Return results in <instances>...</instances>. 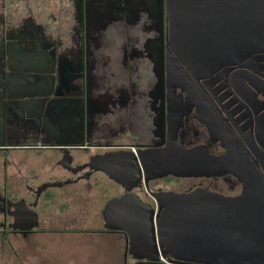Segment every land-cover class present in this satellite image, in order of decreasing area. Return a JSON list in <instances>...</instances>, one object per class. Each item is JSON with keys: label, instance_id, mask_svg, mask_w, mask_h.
<instances>
[{"label": "flooded vegetation", "instance_id": "obj_1", "mask_svg": "<svg viewBox=\"0 0 264 264\" xmlns=\"http://www.w3.org/2000/svg\"><path fill=\"white\" fill-rule=\"evenodd\" d=\"M172 36L167 0H0L1 233L76 226L99 207L103 233L123 241L121 264H193L134 259L144 249L104 228L106 206L129 189L152 208L169 192L213 204L241 194L231 174L144 175L139 159L169 146L230 149L264 175V60L193 71ZM33 212L35 228L12 229Z\"/></svg>", "mask_w": 264, "mask_h": 264}, {"label": "water", "instance_id": "obj_2", "mask_svg": "<svg viewBox=\"0 0 264 264\" xmlns=\"http://www.w3.org/2000/svg\"><path fill=\"white\" fill-rule=\"evenodd\" d=\"M173 47L193 71L210 72L230 65L246 67L264 60V0H167ZM224 146V145H223ZM3 145L0 143V148ZM154 159H139L144 175L153 177H219L231 174L242 183L241 194L223 198L210 193H164L152 208L132 195L110 201L104 228L128 237V247L145 251L134 259L193 264H264V175L245 156L228 149L210 156L202 147L169 146ZM132 197V217L125 199ZM119 202L125 204L119 206ZM120 207H122L120 210ZM109 214V215H108ZM112 214V215H111ZM15 226L14 231H28ZM144 219V221H140ZM117 221L120 226H113Z\"/></svg>", "mask_w": 264, "mask_h": 264}, {"label": "crops", "instance_id": "obj_3", "mask_svg": "<svg viewBox=\"0 0 264 264\" xmlns=\"http://www.w3.org/2000/svg\"><path fill=\"white\" fill-rule=\"evenodd\" d=\"M93 214L91 220L83 217L76 226L46 224L42 227L46 232L21 236L25 251L22 264H121L123 241L103 233V221L98 213ZM35 244H39V257L30 249Z\"/></svg>", "mask_w": 264, "mask_h": 264}, {"label": "rangeland", "instance_id": "obj_4", "mask_svg": "<svg viewBox=\"0 0 264 264\" xmlns=\"http://www.w3.org/2000/svg\"><path fill=\"white\" fill-rule=\"evenodd\" d=\"M1 175H2V162L0 158V191L2 190ZM56 207L57 209H61L58 207V205ZM98 210H99V207H94L93 210L87 214L86 219L91 220L92 219L91 215L93 213H97ZM0 221H1V217H0ZM38 247H39V244L37 245L35 244L34 248L30 247L31 251L32 249L36 251L35 254L37 255V257H39L38 249H36ZM23 248L24 247L22 244L21 236H19L18 234H3L0 232V264H22V262H24V259H22V257L25 254V251L23 250ZM29 253H32V252H29Z\"/></svg>", "mask_w": 264, "mask_h": 264}]
</instances>
